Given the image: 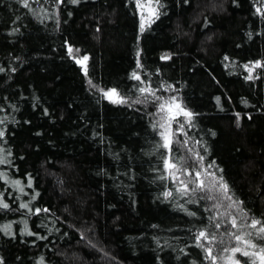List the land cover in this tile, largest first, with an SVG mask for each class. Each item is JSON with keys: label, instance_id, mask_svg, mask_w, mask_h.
Listing matches in <instances>:
<instances>
[{"label": "trees", "instance_id": "16d2710c", "mask_svg": "<svg viewBox=\"0 0 264 264\" xmlns=\"http://www.w3.org/2000/svg\"><path fill=\"white\" fill-rule=\"evenodd\" d=\"M24 3L0 0V157L9 161L0 199L10 205L0 208V264H212L195 246L206 227L213 255L227 256L221 249L235 241L226 228L236 229L229 217L215 229L209 217L229 202L197 193L187 203L159 178L161 101L138 89L180 95L193 117L191 126L179 117V155L197 170L193 153L204 156L247 223L264 221V0H160L144 31L136 0ZM85 55L87 74L76 62ZM112 88L127 103L103 95Z\"/></svg>", "mask_w": 264, "mask_h": 264}, {"label": "snow or ice", "instance_id": "6c2138e0", "mask_svg": "<svg viewBox=\"0 0 264 264\" xmlns=\"http://www.w3.org/2000/svg\"><path fill=\"white\" fill-rule=\"evenodd\" d=\"M73 3H78V0H72ZM25 7H28L27 0L24 3ZM136 6L142 10L141 12V24L140 30L144 31L145 22L149 24L152 21V18H159L158 9L163 7L160 3V0H155L153 4L152 0H147V3L142 2V0H136ZM146 9L148 16L145 17L143 10ZM260 11V9H257ZM76 53L79 52V49L75 50ZM69 55H73V48H68ZM75 58V56H74ZM170 58V57H169ZM88 56H83L82 58L76 59L78 64L85 65V74H87L86 62L88 61ZM227 59V57L225 58ZM261 65L257 63L255 67H260ZM139 67V64H138ZM247 68L248 66L245 65ZM248 71L251 72L252 69L248 68ZM132 78L135 80H141V77L136 73H132ZM251 79L252 77H247ZM91 83V81H89ZM103 95L108 98L113 103H127L125 97L121 96L116 88L109 89L104 91ZM138 91L141 95L152 96L154 101H161L158 104V113L159 120L156 124L153 125L154 128L162 129L159 132V136L162 139L157 147L166 149V154H162L163 168L166 172V175H162L159 178L162 180L171 179L176 185L174 191L178 194L180 198L187 197V203L198 202L196 199L197 193H200L199 200L207 201H228L227 207L220 202H216L212 205V208L217 210V214L209 217L210 226L215 229L221 228L219 221L221 217H229L228 223L231 225V229H236V231H230L226 228V234L230 236L232 240L235 241V244L230 247H225L221 249L222 253H227V256H217L213 255V248L210 246L216 242V233L209 232L207 227L198 231V234L195 237L196 244L195 246L203 249L206 254V259H209L212 264H217L218 259L225 260L226 264H264V221L260 219L253 218L250 223H247V212H245L240 205L242 202L233 200V196L230 194L229 185L223 180V177L217 178L216 173L209 171L213 167L212 163H209L206 168L202 166L204 161V156L199 153H193L195 160L200 162V167L202 170H197L196 165H189L187 159L184 156L179 155V149L187 146V140L181 141L178 137L180 135L187 136V132L184 131V123L179 120V117H185L187 123L191 126L193 113L187 111L180 103H177V98L175 96L170 97L169 99H164L161 96L156 95L157 90H153L150 86L140 87ZM135 103H141L139 98L134 101ZM176 123L178 126L173 130V123ZM3 132L0 131V136H3ZM197 143H199L197 141ZM177 147L174 149L173 145ZM2 151V150H0ZM191 152V149H188ZM9 163L6 158L0 157V164ZM191 169V170H190ZM219 171H222L219 170ZM0 176H5L4 173H0ZM202 177H209V180H205ZM14 186H20L21 181L15 180L12 181ZM191 185V187H190ZM19 190L23 192V188L20 187ZM165 197H172L173 190H168L163 193ZM10 205L0 199V208L8 209ZM21 208L27 209L29 212H32L33 209L29 208L27 203L20 205ZM183 207V206H181ZM225 208L224 212H219V209ZM231 209H235L237 213L241 215L244 220V223H239L237 217L232 215ZM186 210V209H185ZM206 211H211L212 209H205ZM35 213L38 214L40 211L48 212L49 209L36 208ZM191 216H195L196 213L189 212ZM247 226L250 229L255 231H243L242 229ZM10 225H5V230L9 229ZM25 230L27 231V224L25 223ZM28 235H34V233L28 231ZM206 242V243H205ZM223 238L220 239L219 243H223ZM40 264H44V258L41 257Z\"/></svg>", "mask_w": 264, "mask_h": 264}, {"label": "rangeland", "instance_id": "374dc122", "mask_svg": "<svg viewBox=\"0 0 264 264\" xmlns=\"http://www.w3.org/2000/svg\"><path fill=\"white\" fill-rule=\"evenodd\" d=\"M142 2H144V3H147V0H142ZM152 2H153V4H155V1L154 0H152ZM138 10H139V15H140V19H141V12H142V10L140 9V8H138ZM143 14H144V16L145 17H147L148 16V12H147V10L146 9H144L143 10ZM155 18L153 17L152 18V21L154 20ZM147 25H149V23L148 22H145V26H147ZM173 96H175L176 98H177V103H180L181 105H182V107H184V105H183V103H182V101H181V97H180V95L175 91V92H173V93H171V94H169V95H167L166 97H163L164 99H169L170 97H173ZM157 108V113H158V107H156ZM185 108V107H184ZM186 109V108H185ZM187 110V109H186ZM159 115H157V120H159ZM174 124V123H173ZM172 127H173V125H172ZM161 131H162V129H161ZM202 178H204L206 181L207 180H209L210 178L209 177H202ZM191 186V185H190ZM224 203H228L227 201H225ZM220 210H222V208L220 209ZM232 210V209H231ZM223 211V210H222ZM206 243V242H205ZM226 262V261H225Z\"/></svg>", "mask_w": 264, "mask_h": 264}]
</instances>
